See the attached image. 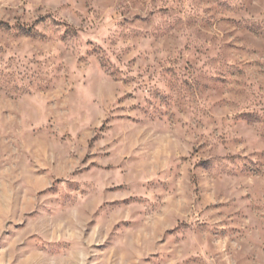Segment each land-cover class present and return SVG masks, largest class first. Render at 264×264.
I'll list each match as a JSON object with an SVG mask.
<instances>
[{"label":"rangeland","instance_id":"rangeland-1","mask_svg":"<svg viewBox=\"0 0 264 264\" xmlns=\"http://www.w3.org/2000/svg\"><path fill=\"white\" fill-rule=\"evenodd\" d=\"M0 264H264V0H0Z\"/></svg>","mask_w":264,"mask_h":264}]
</instances>
